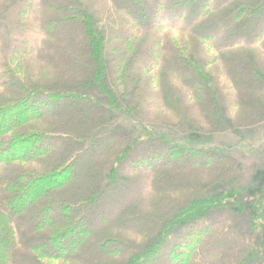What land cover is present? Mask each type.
Instances as JSON below:
<instances>
[{
    "label": "trees",
    "instance_id": "1",
    "mask_svg": "<svg viewBox=\"0 0 264 264\" xmlns=\"http://www.w3.org/2000/svg\"><path fill=\"white\" fill-rule=\"evenodd\" d=\"M138 1L141 5L147 0ZM132 2L133 0H47L48 9H55L56 14L48 19V27H43V37L50 38L48 56L49 62L56 69V75L52 78L29 80L16 76L15 81L10 80L8 75L1 83L2 87H11L15 96L26 93L24 97L28 96V100L34 96L39 102L38 106L43 102L47 103L48 97L52 100L46 106L42 104L38 109L35 107L37 110L33 113L20 114V111L14 114L20 117L17 125L20 127L12 146L18 148L19 154L15 153L11 157V151L5 152L7 163L46 161L43 162V171L40 165H9V168L5 169L11 174L31 173L29 177L32 180L29 181L35 184L32 187L41 185L42 188L40 194L30 196L27 195L29 189L23 191L19 188L7 201L4 212L7 216H0V227L9 223V219L13 217L22 224L29 223V229L35 234L28 235L24 253L18 252L11 230L4 235H12L10 245L15 249L9 258L13 264H22L24 259L26 264H42L41 257L62 261V264H135L137 256H144L140 264L161 263L162 258L158 256L164 248L163 243L150 244L148 239L158 235L162 223L168 219L169 200L167 195L151 191L148 176L140 173L149 169L158 172L156 168L161 166L175 168L177 166H171L169 162L174 157L191 167H201H197L199 163L190 157L166 150V147L160 145L164 140L160 135L138 139L134 152L128 153H138L139 157L136 158L133 154L126 156L125 137L116 135V138L115 134L101 135L105 131L102 127L103 119L100 124L99 117L103 113V105L110 103L126 110L134 118L146 119L143 121L153 125L166 123L191 134L196 131H208L206 127H210L214 111L220 113L212 128L226 123L234 125L231 118L233 111L230 112V108L228 110L233 103L230 101L228 105L226 100L229 85L225 86L228 82L221 76V69L225 67L217 65V68L209 71L204 61L207 60V49L212 47L225 52L227 48H233L234 51L227 55L231 67L236 65L237 72H240L241 68L242 72L248 70L249 76L253 69L257 81L260 80L264 88V5L255 8L257 18H254L253 9L249 12L251 15L247 19L248 23H244L249 25L245 30H249L250 37L223 40L214 46L216 32L226 33L221 23L227 13L221 6H232L235 1L222 0L205 10L190 6V26L181 27L178 26L177 19L170 18L164 15L165 13L160 19L146 17V22H140L139 12L142 10L138 5L134 7ZM168 2L162 5L165 9L151 11L152 14L165 11L167 6L176 5ZM14 9L12 14L22 15L24 12L23 7L15 6ZM244 9L247 8L242 7L238 13ZM184 10V13L169 10L167 14L181 19L184 14L187 16L190 12L188 7ZM143 14L145 16L146 12ZM167 25L180 29L189 38H175L177 35L166 32L167 29L163 33L160 32ZM245 32L241 31L242 34ZM183 42L185 45H182ZM19 54V51L14 52L10 59L29 62ZM155 67L166 69L181 79L174 82L173 78L153 87L150 76L154 73L150 76L149 73ZM19 68L22 69L20 66ZM190 73L197 76L196 81H192L193 86L185 81ZM237 79L238 77H234L232 82ZM244 79L248 77L242 78ZM208 82L211 83L207 84ZM196 83L200 85H195ZM250 85L253 86V83ZM38 90L42 93L37 92ZM6 97L0 100L2 105L7 102ZM207 97L215 99L209 101ZM24 103L22 101L17 105L22 106ZM170 111L176 114L174 119L166 116ZM6 120V117L0 120V138H5L4 133L11 129ZM5 126L8 127L4 128ZM96 127L99 129H95ZM47 131H60L64 134L55 136L57 141L53 139V144L41 142L39 146L24 152L21 146L29 137L26 135L43 136ZM89 135L94 138L99 135L95 146L88 147L82 143L83 137ZM154 150L159 153L157 159L150 152ZM187 150L190 149L178 148L181 153ZM59 151H62V155ZM220 160L231 161L232 158L221 156ZM208 164L203 163L201 166ZM53 170H56L55 173L61 176V179L44 183L43 180L49 178L50 173L40 172ZM77 170L79 172L76 174ZM15 178L19 183L24 182L20 174ZM18 202L21 203L20 208L17 207ZM13 205L15 210L9 215L7 210ZM39 205L45 209L39 210L34 220L33 216H29V211ZM57 207L66 210L51 213V210ZM193 208L196 209V215L188 224L205 219L212 212L211 207L206 208L203 205L194 204ZM84 223L97 226L85 229L75 240L67 239L59 246L49 244L46 248L43 247L46 243L54 242V238L67 232L68 228ZM178 232L169 230L167 238L170 241L179 240ZM250 233L254 239L259 237L254 230ZM198 237V233L190 235L192 240H198ZM45 239L48 242L45 243ZM169 246V253L175 252V255V245ZM188 246H192V249L196 247L191 240L188 241ZM27 248L34 253L29 254ZM240 253L239 256L244 254L242 258L245 262L246 251ZM7 256L8 252L4 251L2 258L5 260ZM256 261L260 262L261 259L257 257Z\"/></svg>",
    "mask_w": 264,
    "mask_h": 264
},
{
    "label": "rangeland",
    "instance_id": "2",
    "mask_svg": "<svg viewBox=\"0 0 264 264\" xmlns=\"http://www.w3.org/2000/svg\"><path fill=\"white\" fill-rule=\"evenodd\" d=\"M46 1L0 0V100L4 96H7V102L4 105L0 102V107H2L0 108V120L6 117V123H10L8 126L11 127V129L4 133L6 134L5 138H0V216H7L4 213L7 201L19 191V188H22L23 191L29 189L27 192L29 196L42 192L41 185L39 187H32L35 184L33 181H29L32 180L29 177L31 173L16 172V174H11L10 172L7 173L5 169L9 168V165H17L19 167L26 165H29V167H37L40 165L41 171H43V162L46 160H42L39 163H26L24 161L7 163V160H5V152L11 151V157L15 153L19 154L18 148L12 146L15 137L18 135L17 130L20 127H17L20 117L14 116V114L20 111V114L26 112L33 113L42 104L46 106L52 100L48 97L47 103L43 102L38 106L37 103L39 102L34 99V96L29 100L26 99L28 96L24 97L26 93L15 96L11 87H2L1 83L8 75H10V80L12 81H15L16 76L29 80L39 79L41 77L52 78L56 75V69L49 62L50 56H48L50 55V51L48 50L50 38L43 37V27H48V19L55 16L56 10L48 9ZM166 1L176 5L167 6L165 11L152 14L151 11H156L161 8L165 9L162 5ZM221 1L147 0L140 5L138 0H133L132 3L134 7L138 5L143 13L146 12L145 16L142 11L139 12L141 15L139 16L140 22H146V17L160 19L163 16L162 14L165 13L164 15L177 19L179 22L178 26L181 27L190 26L191 21L189 19L192 17V8L190 6L205 10L219 4ZM233 1L235 2L232 6H226V4L221 6L227 13V15H224L223 22L221 23L226 33L219 34V32H216L217 35L215 34V36L217 38H215L216 42L214 46L222 43L223 40L231 41L239 37H250L248 34L249 30H245L249 25H244V23L249 19L251 15L249 12L253 9L254 18H257L256 9L264 5V0ZM234 5L236 6L234 7ZM15 6L23 7L24 12L22 15L17 13L12 14L15 11ZM185 7H188L190 12L187 16L184 14L181 19L167 14L169 10L184 13ZM242 7H246L247 9L238 13ZM165 30L166 32L168 31L171 34L177 35L174 36L175 38H180V36L183 37L181 40H187L189 38V36L186 37L178 28H170L167 25L160 32L163 33ZM242 30L246 31L245 34L241 33ZM182 45H185V42ZM18 51L20 52L19 55L27 58L29 62L12 61L10 59L11 54ZM231 51H234V49L227 48L225 52L212 47L207 49L205 53L207 60L204 61L209 71L217 68V65L225 67V69H221V76L228 82L225 83V86L229 85L226 100L228 105L230 101L233 103L231 107H228V110L230 108V112L233 111L231 118L235 124L237 122L236 125L226 123L212 128L213 123L218 119V114L220 113L214 111L210 121V127H206L208 131L202 133L201 131H196L194 134H191L176 129L166 123L153 125L148 121H143L146 119L134 118L126 110L110 103L103 105V113L99 116L101 117L100 124L103 119L102 127L105 129L101 135L115 134L116 138L117 136L125 137L126 156L129 157L133 154L136 158L139 157L140 154L138 153H128V151L134 152L138 139H146L160 135L164 140L159 143L166 147V150L180 156L185 155L186 157H190L199 163L197 167H201H191L181 162L179 158L174 157L169 162L171 166H177L175 168L161 166L160 168H156L158 172H154V169H149L147 171H141L140 173L141 175L145 174L148 176L151 191L167 195L169 200L168 207L166 206L169 211L168 219L162 223L159 234L148 239L150 244L153 243L156 245L163 243L164 248H162L161 254L158 256L160 259L162 258V264H236L237 262L243 264H264V88H262V82L260 80L257 81V76L253 69L251 76H249L250 72L248 70L242 72L241 68V71L237 72L235 70L236 65L233 68L231 67V62L230 60L228 62L229 58L227 57ZM173 59L169 58V60ZM19 66L22 68L21 70ZM152 73H154L152 75L153 77L150 76ZM172 74L166 69L155 67L149 73V76L152 78L150 80L152 82L151 85L155 87L169 80L171 81L173 78H175V80H172L174 82L181 79L179 76L177 77ZM234 77H238V79L232 82ZM245 77H248V79L242 80ZM195 78L197 76L190 73L185 78V81L190 86H193L192 84L196 81ZM251 82L253 86L250 85ZM210 83L208 82L207 84ZM195 85L200 84L196 83ZM37 92L42 93L40 90ZM21 97L24 98L21 99ZM214 99L207 97L209 101ZM22 101L25 102L22 106L17 105ZM5 109L8 111L7 114ZM168 113L166 116L172 119L175 118L176 114L172 111ZM197 114L202 115L200 113ZM95 129H99V127ZM60 134H62L60 131H47L43 136L28 134L26 136L29 137L22 144L21 148L25 152L39 146L41 142L47 145L53 144L54 140H56L54 139L55 136ZM91 136L81 138L82 143L87 144L88 147L95 146L99 135L96 138ZM79 146L83 147V145ZM179 147H186L190 150L181 153L178 151ZM59 148L60 146L56 149L59 150ZM150 152L155 156V159L158 158V151L154 150ZM59 153L62 155V151H59ZM221 156L232 158V160L222 161L220 160ZM202 162L209 164L202 167ZM55 172L56 170H53V172H40L43 174L50 173L49 178L44 179L43 182L53 183L59 181L61 176ZM78 172L79 170L75 171L76 174ZM19 174L24 181L22 183H19L15 178ZM17 204V207L20 208L21 203L18 202ZM194 204L203 205L206 208L211 207L212 212L207 218L196 221L194 224H188L193 221L196 215V209L193 208ZM41 209H45V207L42 205L32 207L29 211V216H33V219L36 220L35 218ZM13 210H15V205L7 210L8 214L10 215ZM65 210V208L57 207L51 210V213H59V211ZM227 213L230 215L222 216V214ZM177 214L179 215L176 218ZM224 217L226 218L225 220ZM34 220H32L33 223H35ZM9 221V223L7 222L3 227H0V264H13L9 258L15 249L13 245H10L12 235L14 236V242L17 244L19 253H24L23 248L29 239L28 235H35L34 231L29 229V223L22 224L13 217ZM96 226L97 224L90 226L89 223L72 226L68 228L69 230L67 232L55 237L52 243H46L48 241L45 239L44 242L46 244L43 247L46 248V245L49 244L59 246L67 239L75 240L79 235L83 234L85 229H93ZM114 229L119 228L114 227ZM8 230L12 231V235L9 234L8 237H5L4 235L7 234ZM169 230L179 231L177 234L179 240L170 241L167 238ZM253 230L258 233L259 237L253 238L250 233ZM42 231H47V229H42ZM197 233L199 234L198 240L190 239V235ZM190 240L196 245L194 249H192V246H188V241ZM170 244H174L175 249H177L175 255V252L173 254L172 252L169 253L171 249ZM4 251L8 252L7 259L5 260L2 258ZM240 251L242 253L246 251L245 262L242 258L244 254L239 256L241 254ZM27 252L29 254L34 253L28 248ZM169 256H172V258L169 259ZM256 256L261 259L260 262L256 261ZM143 258L144 256L142 258L137 256L135 258V264L143 262L141 261ZM24 260L22 264H26V260ZM40 262L42 264H62V261L48 260L43 257L40 258Z\"/></svg>",
    "mask_w": 264,
    "mask_h": 264
}]
</instances>
